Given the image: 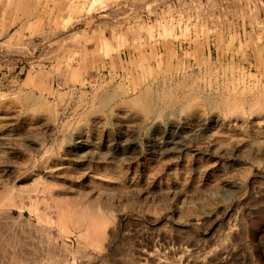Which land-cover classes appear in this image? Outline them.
I'll return each instance as SVG.
<instances>
[{"label":"rangeland","instance_id":"1","mask_svg":"<svg viewBox=\"0 0 264 264\" xmlns=\"http://www.w3.org/2000/svg\"><path fill=\"white\" fill-rule=\"evenodd\" d=\"M0 264H264V0H0Z\"/></svg>","mask_w":264,"mask_h":264},{"label":"bare ground","instance_id":"2","mask_svg":"<svg viewBox=\"0 0 264 264\" xmlns=\"http://www.w3.org/2000/svg\"><path fill=\"white\" fill-rule=\"evenodd\" d=\"M43 108H41V110H42Z\"/></svg>","mask_w":264,"mask_h":264}]
</instances>
